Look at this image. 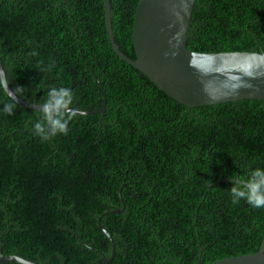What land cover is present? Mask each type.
<instances>
[{
  "label": "trees",
  "instance_id": "trees-1",
  "mask_svg": "<svg viewBox=\"0 0 264 264\" xmlns=\"http://www.w3.org/2000/svg\"><path fill=\"white\" fill-rule=\"evenodd\" d=\"M139 0H110L114 38L136 58ZM104 0H0L9 85L44 104L73 91L68 134L43 140L41 110L0 79V252L41 264H208L256 252L264 207L234 202L233 181L264 169V100L189 107L112 47ZM188 48L264 52V0H197ZM124 183H126L124 185ZM122 197L120 196V189ZM5 264H23L7 261Z\"/></svg>",
  "mask_w": 264,
  "mask_h": 264
},
{
  "label": "water",
  "instance_id": "water-1",
  "mask_svg": "<svg viewBox=\"0 0 264 264\" xmlns=\"http://www.w3.org/2000/svg\"><path fill=\"white\" fill-rule=\"evenodd\" d=\"M197 0H139L133 29L136 58L125 54L114 38L110 0H104L106 25L112 47L133 67L144 73L161 90L189 107L212 105L242 99L264 100V52L222 51L198 52L188 48V30ZM0 79L4 89L13 90L8 83L0 56ZM17 103L41 110L43 104L25 101L19 95ZM98 110H76L77 114L105 113ZM230 180L232 179H220ZM242 181V180H241ZM126 183H124L125 185ZM123 187L120 189L122 197ZM123 208L100 215L99 225L112 241L111 256H103L102 264H109L116 255V242L103 226L101 218L119 213ZM16 261L41 264L16 254L0 252V264ZM196 264H201L200 260ZM208 264H264V237L260 248L253 253L229 256Z\"/></svg>",
  "mask_w": 264,
  "mask_h": 264
},
{
  "label": "clouds",
  "instance_id": "clouds-1",
  "mask_svg": "<svg viewBox=\"0 0 264 264\" xmlns=\"http://www.w3.org/2000/svg\"><path fill=\"white\" fill-rule=\"evenodd\" d=\"M23 91L22 87L8 90L10 103H6L3 111L12 114L16 106V97ZM73 91L70 88L61 87L51 89L48 100L42 105V118L34 125V131L43 140H48L57 134L67 135L70 120L75 116L71 108ZM233 184L229 189L234 202L245 199L250 206L264 207V169H255L248 177L241 181L232 179Z\"/></svg>",
  "mask_w": 264,
  "mask_h": 264
},
{
  "label": "flooded vegetation",
  "instance_id": "flooded-vegetation-1",
  "mask_svg": "<svg viewBox=\"0 0 264 264\" xmlns=\"http://www.w3.org/2000/svg\"><path fill=\"white\" fill-rule=\"evenodd\" d=\"M199 261V260H198Z\"/></svg>",
  "mask_w": 264,
  "mask_h": 264
}]
</instances>
